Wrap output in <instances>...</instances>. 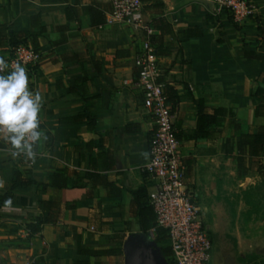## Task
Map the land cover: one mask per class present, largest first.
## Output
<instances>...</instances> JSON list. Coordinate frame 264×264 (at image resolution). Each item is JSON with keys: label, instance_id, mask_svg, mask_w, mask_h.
Instances as JSON below:
<instances>
[{"label": "crops", "instance_id": "1", "mask_svg": "<svg viewBox=\"0 0 264 264\" xmlns=\"http://www.w3.org/2000/svg\"><path fill=\"white\" fill-rule=\"evenodd\" d=\"M145 1L147 19L162 15L173 31L162 36L159 65L166 89L178 96L185 186L201 205L202 221L224 239L215 256L222 264H264V209L250 212L263 222L252 220L243 235L233 228H239V213L224 207L239 198V188L247 190L240 203L249 208L264 198L257 195L264 189V145L257 156L248 145L242 152L238 147L264 131V94L256 97L264 91V0H254L259 24L243 29L217 15L212 0H159L162 9L153 6L157 0ZM111 11V0H0V25L30 33L26 45L40 53L29 77L43 98V136L34 159L13 157L0 134V198L14 196L0 202V264H125L130 235L156 242L155 230H145L142 220V207L152 209L143 167L155 123L130 84L140 39L125 27L105 25ZM9 52L0 48V56ZM200 105L208 115L226 114L218 116L211 137L195 140ZM16 172L44 184L62 173L61 186L12 190ZM203 205H212L211 214ZM49 211L58 221L31 231Z\"/></svg>", "mask_w": 264, "mask_h": 264}, {"label": "built area", "instance_id": "2", "mask_svg": "<svg viewBox=\"0 0 264 264\" xmlns=\"http://www.w3.org/2000/svg\"><path fill=\"white\" fill-rule=\"evenodd\" d=\"M111 3L112 11L105 25L125 27L140 39L134 58L137 77L130 84L141 92L143 106L155 123L148 144L149 160L143 172L151 183L149 204L157 226L168 231L176 264H213L212 242L204 229L193 193L185 186L186 167L175 127L176 105L169 101L162 80L159 55L153 44L155 30L147 19L146 6L143 0H111ZM212 3L215 13L227 16L238 29L259 24L254 0H212ZM3 57L10 66L22 64L31 76L40 53L32 46L19 45Z\"/></svg>", "mask_w": 264, "mask_h": 264}, {"label": "trees", "instance_id": "3", "mask_svg": "<svg viewBox=\"0 0 264 264\" xmlns=\"http://www.w3.org/2000/svg\"><path fill=\"white\" fill-rule=\"evenodd\" d=\"M143 2L146 3L147 1L143 0ZM153 6L157 7L158 9L163 8V4L159 0H157V2L153 4ZM151 26L153 27L155 32H158L160 34L158 36L153 37V44L154 47L156 48L157 54L163 55L165 54V49H163L162 47V41H161L162 36L173 34L171 25L167 23L164 17L161 15L151 20ZM31 37L32 35L28 32H15V31H11L7 26L0 25V48L9 47L10 52H12L19 45H26ZM167 94L169 97V101L172 102L174 105H177L178 96L168 90H167ZM261 94H264V91L260 89L257 91L256 97L258 96L259 98ZM259 101L261 100L259 99ZM198 110H199V118H198L197 128L194 134L191 135V138L195 140L211 137L212 129L220 122L218 116H224L226 114L224 110L217 109L215 110L213 115H208L204 112V108L201 105L198 107ZM82 117H87V115H83ZM247 145L250 147V155L257 156L264 145V131L254 136L244 137V139L240 141L238 145L240 152L244 151ZM237 160L239 166L238 169L241 176L243 159L242 157H239ZM60 177H62V173H57L54 175V178L50 184H44L36 179L24 178L20 172H16L15 179L12 185V190L17 187H30V186H36L41 190H46L49 186L57 188L61 186L59 184ZM12 200H14V196L12 195L11 192H8L7 194H5L3 197L0 198V202H7ZM41 205L45 206V203H41ZM250 206L253 207V205ZM47 208L48 207H46V210ZM142 208L144 215L146 213L145 215L146 217L142 219L144 221L146 220L145 224L147 226L143 225L144 229L149 230L153 228L155 230L156 242L160 246L163 255L169 259L170 264H176L172 258V251L169 246L168 231L157 226V223L155 222L156 217L155 216H154L155 218L153 217V210L149 206L146 207V205H144ZM56 209L57 211L59 210L58 205L56 206ZM57 221H58V216L57 219L56 218L54 219L53 211H49V214L43 220H41L39 224L34 226V228H31V231L39 230L42 225L54 224Z\"/></svg>", "mask_w": 264, "mask_h": 264}, {"label": "clouds", "instance_id": "4", "mask_svg": "<svg viewBox=\"0 0 264 264\" xmlns=\"http://www.w3.org/2000/svg\"><path fill=\"white\" fill-rule=\"evenodd\" d=\"M42 105L41 94L30 88L27 69L20 63L10 66L0 56V134L13 157L35 158L43 136Z\"/></svg>", "mask_w": 264, "mask_h": 264}, {"label": "water", "instance_id": "5", "mask_svg": "<svg viewBox=\"0 0 264 264\" xmlns=\"http://www.w3.org/2000/svg\"><path fill=\"white\" fill-rule=\"evenodd\" d=\"M123 251L125 264H168L156 242L150 241L144 234L130 235L124 243ZM221 258L219 253L212 256V263L222 264Z\"/></svg>", "mask_w": 264, "mask_h": 264}, {"label": "rangeland", "instance_id": "6", "mask_svg": "<svg viewBox=\"0 0 264 264\" xmlns=\"http://www.w3.org/2000/svg\"><path fill=\"white\" fill-rule=\"evenodd\" d=\"M247 190H242V188H239V192H237L236 194L234 195H238L239 198H236V201L233 200L232 203L230 202H226L224 203V207L226 208V210H229L231 211L232 214H234V216H239V220H238V226L239 228H236L237 225L235 224L233 226V228L235 229H239L240 232L245 235V228L250 225L249 223L254 220L257 225H259L261 222H263V218L261 217V215L257 214V216H252L250 215V212L251 211H257V210H260L259 212H261L263 209H264V198L262 200V202H257L255 199H256V196L254 197V200L256 202V204L254 203L253 207L252 208H249L246 204H241L240 203V196L244 195L246 193ZM258 197H262L264 196V189H261L260 192L257 193ZM198 206L200 207L201 205L198 204ZM206 209V211L211 214V206L212 205H203ZM201 215H202V212H201ZM210 215H209V220H210ZM205 224L208 223L207 220H205L204 222ZM217 252V249H213V255L212 256H215V253Z\"/></svg>", "mask_w": 264, "mask_h": 264}, {"label": "flooded vegetation", "instance_id": "7", "mask_svg": "<svg viewBox=\"0 0 264 264\" xmlns=\"http://www.w3.org/2000/svg\"><path fill=\"white\" fill-rule=\"evenodd\" d=\"M203 225H204V229L207 232L211 242H212V249L215 248H219L221 242H224V239L222 238V236L215 231L214 229H212L208 224H205L203 221Z\"/></svg>", "mask_w": 264, "mask_h": 264}]
</instances>
